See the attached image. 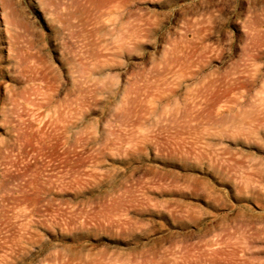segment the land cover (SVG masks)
Returning a JSON list of instances; mask_svg holds the SVG:
<instances>
[{"label":"rangeland","instance_id":"1","mask_svg":"<svg viewBox=\"0 0 264 264\" xmlns=\"http://www.w3.org/2000/svg\"><path fill=\"white\" fill-rule=\"evenodd\" d=\"M0 264H264V0H0Z\"/></svg>","mask_w":264,"mask_h":264}]
</instances>
